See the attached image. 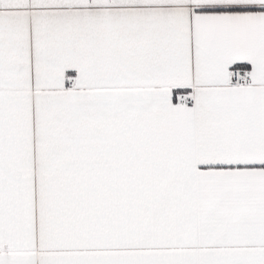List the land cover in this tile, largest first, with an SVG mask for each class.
Returning <instances> with one entry per match:
<instances>
[{"label":"snow or ice","instance_id":"6c2138e0","mask_svg":"<svg viewBox=\"0 0 264 264\" xmlns=\"http://www.w3.org/2000/svg\"><path fill=\"white\" fill-rule=\"evenodd\" d=\"M0 264H264V0H0Z\"/></svg>","mask_w":264,"mask_h":264}]
</instances>
